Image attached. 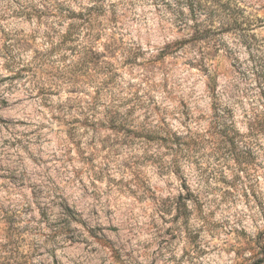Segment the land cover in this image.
Returning <instances> with one entry per match:
<instances>
[{
    "label": "clouds",
    "instance_id": "9594fccd",
    "mask_svg": "<svg viewBox=\"0 0 264 264\" xmlns=\"http://www.w3.org/2000/svg\"><path fill=\"white\" fill-rule=\"evenodd\" d=\"M33 3L48 11L60 4L77 13L97 7L105 10L103 15L91 12L90 23L77 24L71 45L75 54L67 47L57 48L68 24L75 23L66 15L42 21L33 15L27 29L35 39L34 44L29 41L30 48L17 45V40L27 36L11 29L12 39L0 40V45H9L14 57L13 61L7 54L0 56V68L8 62L16 71L30 69L23 73L24 81L15 82L22 83L23 89L12 87L9 92V83L0 85L5 96L22 98L15 109L16 118L29 121L28 126L13 128V138L25 143H35L38 137L49 140L55 135V121L69 128L71 139L64 142L57 156L71 163H65L63 175L55 169L47 172L59 194L68 197L71 205L83 193L82 199L90 202L94 216L92 226L111 235L114 249L132 253L144 264L151 260L145 253L153 252L157 257L163 253L166 264H254L256 237L264 232V136L253 138L254 162L237 166L233 154L218 149L216 133L208 127L212 121L198 123L190 107L169 104L184 99L176 83L184 85L173 82L168 56L156 55L171 35L168 14L159 0V25L153 0H0V7L10 16L14 11H30L28 5ZM254 3L244 0L241 5L248 8L244 16L253 21L264 11L259 4L253 8ZM4 23L11 21L5 19ZM100 45L106 51L99 63H86L91 52L101 51ZM78 68L84 76L77 74ZM213 72L209 66V75ZM42 88L48 92L37 95ZM53 89L58 95L52 94ZM73 89L91 99L63 104L60 97ZM42 102L55 121L42 111L35 119L28 115L29 105L39 109ZM109 113L119 114L125 130L152 139L134 142L132 135L124 140L120 135L104 139L81 127L88 122L99 128ZM23 133L30 135L25 138ZM191 141L196 143H187ZM122 145L128 148V159ZM41 146L46 151L53 147L43 141ZM42 166L48 168L46 163ZM62 181L67 183L61 186ZM148 208L153 209L151 215Z\"/></svg>",
    "mask_w": 264,
    "mask_h": 264
},
{
    "label": "rangeland",
    "instance_id": "374dc122",
    "mask_svg": "<svg viewBox=\"0 0 264 264\" xmlns=\"http://www.w3.org/2000/svg\"><path fill=\"white\" fill-rule=\"evenodd\" d=\"M11 2L19 3V0ZM176 2L185 6L184 15L179 16ZM186 2L159 0L168 14L171 35L166 43L162 42L161 50L156 55L168 56L173 82H183L184 85L181 87L180 83H176L177 91L183 93L184 99L170 100L169 104L181 109L190 107L198 123L212 121L208 127L216 133L218 149H227L229 154H233L237 166L251 164L256 159L255 148L251 146L253 138L264 136V11H259L253 21L244 16L248 10L247 7H241L244 0H239V3L237 0ZM156 3L157 0H153L155 22L159 25L160 9ZM256 4L264 9L261 0H255L252 7L255 8ZM28 8L30 11H14L9 16L0 7V40H11V29L12 32L27 36L25 40H17V45L30 48L35 39L27 29L33 15L39 21L52 15L61 18L66 15L74 21L81 13L62 4L56 5L54 11L40 9L34 3L29 4ZM104 11L100 10L97 15H103ZM5 19L11 23H4ZM77 24L80 21L68 24L57 48L67 47L75 54L71 45L75 43L76 31L72 30L73 33L68 34L72 27L77 28ZM44 27L47 28V25ZM100 48L99 53L91 52L86 63H99L106 51L103 45ZM4 54L14 61L12 49L7 43L0 45V56ZM109 62L113 63L114 60L110 58ZM209 66L214 69L212 75H209ZM29 71L27 67L16 71L13 63L5 62L0 68V85L9 83V92L12 87L23 89L22 83L15 82L24 81L23 73ZM4 72L9 74L4 75ZM77 74L85 75L82 68L77 69ZM190 79L192 82L188 83ZM3 91L0 90V264H7L8 261L14 264H144L132 253L114 249L111 235L102 234L99 226H92L94 216L90 214V202L82 199L83 193L70 205L68 197H62L51 183L48 170L55 169L63 175L65 163H71L62 162L57 156L64 142L71 139L68 126L55 121L47 104L42 102L39 109L29 105L28 115L35 119L41 111L46 113L48 119L55 121L52 128L55 135L49 140L38 137L35 143L13 138V128L28 126L29 121L16 118L18 113L15 109L21 104L22 98H10ZM47 92L46 88H42L37 95L43 96ZM52 94L58 95L54 89ZM90 99V96L74 89L60 97L63 104L72 101L73 105ZM257 108L261 111H256ZM220 123H223V127L219 126ZM99 124L97 128L85 122L81 127L85 133H99L104 139L117 135H120L121 140L132 135L134 142L152 139L151 135L125 130L118 113H109ZM43 127L46 131L48 126L45 124ZM22 135L26 138L30 133ZM246 137L249 138L248 142H245ZM42 141L52 144V150L46 151L41 146ZM187 143L195 144L196 141ZM100 147L103 148V144ZM122 148L124 158L128 159L127 146L122 145ZM44 163L48 168L42 166ZM74 175L73 172V178ZM66 183L62 181L61 186ZM250 194L255 196L254 192ZM176 195L180 196L179 193ZM147 211L151 215L153 209L148 208ZM85 216L89 218L85 219ZM261 241H264V232H259L256 237L255 247L258 251L254 253V264H264V243ZM145 254L151 256L150 264H166L163 253L159 257L154 252Z\"/></svg>",
    "mask_w": 264,
    "mask_h": 264
},
{
    "label": "trees",
    "instance_id": "16d2710c",
    "mask_svg": "<svg viewBox=\"0 0 264 264\" xmlns=\"http://www.w3.org/2000/svg\"><path fill=\"white\" fill-rule=\"evenodd\" d=\"M185 2H186V0H185ZM187 3V2H186ZM176 4V7H178V10H180V11H178L179 12V16L180 15H184V12H183V8L185 7L184 5H183V3H181L180 4V2H176L175 3ZM187 6H189V4L187 3ZM102 11L103 12V8H95L94 10H89L88 11V13H85V12H81L76 18H75V22H77V21H80V24L79 25H83V24H86V23H90L91 22V20H92V17H91V15H90V13L91 12H93V11H95L96 13L97 12H99V11ZM72 30H74V31H76L77 30V28H76V26H74V27H72V29L69 31L70 33L68 34V35H71L73 32H72ZM7 264H14L12 261L10 262V261H8V263Z\"/></svg>",
    "mask_w": 264,
    "mask_h": 264
}]
</instances>
